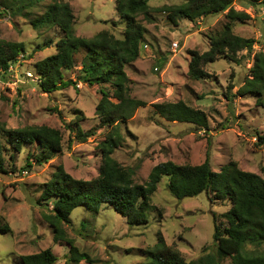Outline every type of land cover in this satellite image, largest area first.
Listing matches in <instances>:
<instances>
[{
	"label": "rangeland",
	"instance_id": "1",
	"mask_svg": "<svg viewBox=\"0 0 264 264\" xmlns=\"http://www.w3.org/2000/svg\"><path fill=\"white\" fill-rule=\"evenodd\" d=\"M21 1L0 0V40L22 43L25 47V52L10 64L8 75L0 76V127L58 129L63 134V150L39 165L33 157L27 161L30 152L41 151L37 145L24 146L19 153L7 149L5 172L0 173V229L7 226L10 231L5 234L0 230V264H21L22 256L46 249L57 257L56 264H66L70 261L71 244L54 241L53 228L43 218L47 211L39 205L40 198L59 166L79 180L99 175L102 163L99 144L112 129L101 125L96 115L103 97L101 89L112 102L118 101L110 85L88 86L79 82L51 94L40 90L35 65L56 53L55 44L62 33L52 24L42 28L32 24L44 16L53 0L30 7L25 4L24 14L15 16L7 6L11 8ZM58 1L71 5L76 36L93 38L106 30L118 39L123 38L126 25L116 14L118 0ZM184 1L149 0L152 20H146L144 15L138 17L147 34L139 59L126 66L125 71L131 81L132 97L143 104L134 116L118 124L125 141L113 157L124 168L134 170L133 179L139 185L149 181L153 168L159 164L196 166L207 158L214 172H221L234 161L241 170L264 179V147L257 143V134L264 133V109L255 96L238 93L251 78L255 55L264 52V0H235L233 8L250 18L233 22V33L255 40L253 50L238 52L239 62L219 58L205 67L209 78L201 80L188 74L191 53L209 50V36L228 23V11L173 25L160 10ZM50 41L51 47H46ZM81 58L82 54L77 55L74 69L64 72L66 81H76L82 68ZM178 102L205 112L208 129L201 130L191 123L168 122L154 107ZM70 124L75 131L67 128ZM79 130L90 135L86 142L76 140ZM168 181V177H163L152 197L156 210L149 215L148 225L130 226L126 218L108 205H103L99 213L84 207L75 210L70 225H65L67 238L89 261L70 263L142 264L147 259L146 251L153 249L160 237L179 250L187 262L197 260L204 251H215V219L218 225L224 223L221 215L230 209V203L217 200L215 192L209 191L178 200L170 194Z\"/></svg>",
	"mask_w": 264,
	"mask_h": 264
},
{
	"label": "trees",
	"instance_id": "2",
	"mask_svg": "<svg viewBox=\"0 0 264 264\" xmlns=\"http://www.w3.org/2000/svg\"><path fill=\"white\" fill-rule=\"evenodd\" d=\"M41 1L45 0H22L7 8L15 16L23 15L25 4L30 7ZM117 2L116 14L126 25L122 39L106 30L93 38L76 36L73 9L63 1L53 0L44 16L32 21L36 28L52 24L62 33L55 44L56 53L35 65L38 85L43 93L61 91L72 85L76 86L79 82L88 86L110 85L118 101L112 102L108 93L101 89L103 97L96 107V115L101 120V125L111 126L112 129L99 144L102 155L99 175L91 180H79L70 176L63 166H59L52 179L45 184L40 198L39 205H43L47 211L43 218L53 228L54 241H67L71 244V257L66 264L77 263L82 259L89 261L87 255L79 253L72 240L67 238L65 225H70L75 210L84 207L99 213L103 205H108L126 218L128 225H148L149 215L156 210L152 197L163 177H168V190L178 200L196 197L205 191L215 192L217 200L230 203V209L221 215L223 224H216L215 219V251H204L197 260L187 262L179 250L160 237L158 244L146 251L147 259L142 264H264V179L261 176L241 170L234 161L217 173L212 170L210 159L207 158L203 164L196 166L176 165L173 162L159 164L153 168L149 181L145 185H139L134 182V170L124 168L114 159V153L125 141L118 124L134 116L135 111L143 104L132 97L129 87L131 81L125 71L126 66L133 65L139 59L140 48L147 34L138 17L144 15L146 20H152L149 0ZM234 2L235 0H185L183 4L165 6L160 10L167 14L173 25L181 20L195 22L228 11V23L222 30L209 36V50L191 53L188 72L190 78H209V73L205 70L207 65L215 63L221 57L239 62L238 52L253 50L255 40L233 33V22L250 18L245 12L236 11L233 8ZM51 45V41L46 43V47ZM262 50L264 51V46ZM24 52V44L0 40V76L8 75L10 64ZM79 54H82L81 72L76 81H66L64 72L74 69ZM251 74V78L246 80L238 93L241 96H255L258 105L264 109V52L255 55ZM154 107L159 116L168 122L191 123L201 130L209 127L206 113L184 102L157 104ZM67 128L75 131L72 124ZM89 136L79 130L75 138L86 142ZM257 141L259 146L264 147V133L257 134ZM34 145L41 151L30 152L27 161L30 162L33 157L35 163L41 165L62 152L63 134L48 126L15 130L0 127V173L5 172L4 161L8 148L11 152L19 153L24 146ZM0 230L5 234L10 231L7 226ZM57 262L51 249L20 258L21 264Z\"/></svg>",
	"mask_w": 264,
	"mask_h": 264
},
{
	"label": "built area",
	"instance_id": "3",
	"mask_svg": "<svg viewBox=\"0 0 264 264\" xmlns=\"http://www.w3.org/2000/svg\"><path fill=\"white\" fill-rule=\"evenodd\" d=\"M27 76H28V77H33L30 73H27Z\"/></svg>",
	"mask_w": 264,
	"mask_h": 264
}]
</instances>
